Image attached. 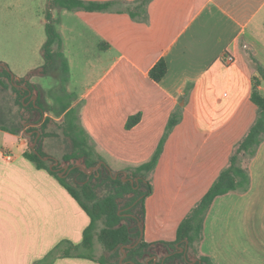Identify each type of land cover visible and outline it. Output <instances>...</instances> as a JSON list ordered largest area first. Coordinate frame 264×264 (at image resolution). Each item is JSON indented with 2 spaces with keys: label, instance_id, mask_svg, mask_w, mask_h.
<instances>
[{
  "label": "crops",
  "instance_id": "obj_1",
  "mask_svg": "<svg viewBox=\"0 0 264 264\" xmlns=\"http://www.w3.org/2000/svg\"><path fill=\"white\" fill-rule=\"evenodd\" d=\"M146 9L141 19L126 10L55 7L52 14L70 66L68 89L77 93L73 105H82L81 123L113 172L150 160L181 107L146 199L145 240L171 241L257 117L251 55L264 66V0H151ZM160 59L168 72L157 82L149 72ZM46 78L57 85L40 73L29 80L52 105ZM259 90L264 95V81ZM5 110L0 106V264H42L63 240L80 244L91 218L57 178L25 157L30 134L2 129L12 127ZM242 165L249 189L215 199L197 246L214 264H264V141ZM51 264L101 263L62 256Z\"/></svg>",
  "mask_w": 264,
  "mask_h": 264
},
{
  "label": "trees",
  "instance_id": "obj_2",
  "mask_svg": "<svg viewBox=\"0 0 264 264\" xmlns=\"http://www.w3.org/2000/svg\"><path fill=\"white\" fill-rule=\"evenodd\" d=\"M52 5L58 8L69 10L85 11H128L134 19L144 18L147 14L146 6L151 0H51ZM52 11L48 10L46 14V40L41 47L43 63L31 70L27 76L20 77L14 74L8 67L0 65V90L11 88L15 94V103L31 112L30 116L24 120L20 127L1 126L3 130L18 133L24 130L31 140L25 157L33 161L38 168L46 169L51 175L57 178L65 186L69 193L77 200L80 206L90 216L91 222L83 232V241L80 244H74L63 240L53 248L47 256L40 262L42 264H51L55 259L62 256H80L100 262L101 264H110L105 257L97 258L94 255L95 237L106 247L112 255L127 254L125 263L131 264H150L148 256L158 246L164 248L167 252L156 264H170L176 259L180 264H192L187 254L189 249L197 246L203 238L204 222L213 202L218 196L224 195L230 191L245 192L251 184V177L248 170L243 167V156L253 157L258 148L264 141V95L259 90V85L264 81V66L251 55L252 60L259 75L253 77V91L251 94L252 102L258 107L257 117L250 127L247 134L239 142L234 152L231 154L228 165L224 167L217 179L210 186L208 191L202 196L199 202L191 209L188 215L178 226L176 238L171 241L148 242L143 239L134 245L141 235V229H144L146 218V199L153 192V185L149 178L151 172L155 169L158 161L164 151L171 132L182 120V110L179 106L170 116L165 132L150 160L140 164L137 167L127 168V179L124 171H120L115 178L114 172L106 164L103 156L97 151L95 142L89 136L81 123L80 112L81 104L73 105L77 99V93L70 91L68 85L71 78L70 66L63 51V40L56 24L58 20L52 21ZM168 72V64L165 59H160L150 70V77L160 82ZM51 75L58 81L57 85L49 91L54 103L48 105L41 96V91H37L36 103L32 96L35 95L36 86L29 77L36 74ZM15 76L12 79V76ZM7 79L8 81H6ZM53 112L57 117H63L59 127L64 136L68 137L72 143V150L63 155L62 160L65 164L50 157L42 148V141L48 136H57L58 132L48 130L52 117L46 116L47 112ZM38 116L37 119H34ZM142 118V114L136 113L130 115L126 122V128L131 129ZM27 123L28 126H25ZM24 126V128H23ZM39 133V135H38ZM38 137L37 150L35 153L31 148L35 139ZM48 157V159H45ZM74 160H82V164H75ZM103 161L99 169L88 173L91 168L97 166ZM69 168L65 170L64 165ZM84 167V168H82ZM113 172V173H112ZM60 173H63L60 176ZM133 179V182H132ZM107 186V192L100 196L98 187ZM125 201L126 213H121L119 209L120 200ZM103 220L104 225L99 229V221ZM126 220V222H123ZM99 229V230H98ZM124 247V248H123ZM183 248L184 251H180ZM154 264V255L152 256ZM118 264H123L118 261ZM194 264H214L207 256L198 255Z\"/></svg>",
  "mask_w": 264,
  "mask_h": 264
},
{
  "label": "rangeland",
  "instance_id": "obj_3",
  "mask_svg": "<svg viewBox=\"0 0 264 264\" xmlns=\"http://www.w3.org/2000/svg\"><path fill=\"white\" fill-rule=\"evenodd\" d=\"M53 8L55 7L52 5L51 0H0V62L7 63L14 74L31 70V68L42 64L41 46L46 40V14L48 10L51 12ZM56 20V18H52V21ZM80 76L81 72L78 68H75V77L79 79ZM5 80L8 81L7 79ZM44 84L49 87V95V91L55 86H53L51 79L48 78L44 80ZM37 91H39L38 87H36L35 95ZM15 98L16 94L11 88L0 90V106L2 110L6 109V116L9 117L6 123L12 125V127H20L24 120L33 117L30 116L31 112L22 109L15 103ZM49 114L46 116L52 117V122H50L48 130L58 132L59 135L44 138L41 145L50 154V157L58 159L62 164H65L62 160L63 154L72 150V143L68 137L64 136L62 129L59 127L63 117H57L53 112H49ZM14 118L17 119L15 123ZM37 118L38 116L34 117V119ZM25 126H28L27 123ZM24 135L29 134L24 131ZM29 144H31V140H29ZM245 156L248 158V155ZM72 162L82 164V160H74ZM97 191L102 196L107 192V186H100ZM119 204L120 212L126 213L124 199L120 200ZM123 222H126V220ZM98 225L100 229L104 225L103 220H100ZM180 251H184V249H180ZM150 254L148 260L152 264L153 255L158 256V261L167 252L164 251V248L158 247ZM94 255L97 258H107L110 264H118V261L127 264L124 262L127 255L124 258L123 254L121 256L112 255L98 240L97 236L95 237ZM187 255L189 260L193 262L192 264H194L196 257L199 255L195 245L189 249V254ZM170 264H180V262L176 259Z\"/></svg>",
  "mask_w": 264,
  "mask_h": 264
},
{
  "label": "water",
  "instance_id": "obj_4",
  "mask_svg": "<svg viewBox=\"0 0 264 264\" xmlns=\"http://www.w3.org/2000/svg\"><path fill=\"white\" fill-rule=\"evenodd\" d=\"M0 65H2V66L5 67L4 64H0ZM14 77H15V76L13 75V76H12V79H14ZM32 99H33V102L36 103L37 95H33V96H32ZM29 134H32V133H29ZM38 135H39V133H38ZM38 137H39V136H37V138L35 139L34 143L31 145V148L33 149V151H34L35 153H38V150H37ZM45 159H48V157H46ZM58 164H59V160L56 159L55 163L52 164L51 167H53L54 165H58ZM102 164H103V161L100 162L97 166H94L93 168H91V169H90L89 171H87V172H88V173H92L93 170H95V169H99V168L102 166ZM64 168H65V170L68 169V168H69V165H68V164L64 165ZM82 168H84V167H82ZM84 169H85V168H84ZM112 173H113V172H112ZM124 174H125V177L123 178V180H126V179H127V178H126V177H127V172L124 171ZM62 175H63V173H60V176H62ZM118 175H119V172H114V177H115V178H116ZM132 182H133V179H132ZM143 237H144V229H141V235H140L139 239L137 240V242H136L134 245H132V246H130V247H135V246H137V245L141 242V240L143 239ZM123 248H124V247H123ZM181 250H183V248H181ZM126 255H127V254L124 253L123 258L126 257ZM123 258H122V259H123ZM157 258H158V256H154V264H156V262H157ZM148 261H149V260H148ZM131 264H135V263L131 261Z\"/></svg>",
  "mask_w": 264,
  "mask_h": 264
},
{
  "label": "built area",
  "instance_id": "obj_5",
  "mask_svg": "<svg viewBox=\"0 0 264 264\" xmlns=\"http://www.w3.org/2000/svg\"><path fill=\"white\" fill-rule=\"evenodd\" d=\"M231 61H232V58L228 57V62H231ZM8 158H10V156H8Z\"/></svg>",
  "mask_w": 264,
  "mask_h": 264
}]
</instances>
